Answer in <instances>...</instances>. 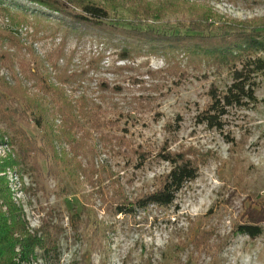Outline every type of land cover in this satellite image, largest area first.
I'll list each match as a JSON object with an SVG mask.
<instances>
[{"label": "rangeland", "instance_id": "obj_1", "mask_svg": "<svg viewBox=\"0 0 264 264\" xmlns=\"http://www.w3.org/2000/svg\"><path fill=\"white\" fill-rule=\"evenodd\" d=\"M61 1L74 9L81 0ZM92 1L108 10L110 24L127 30L182 35L189 17L203 15L214 35L264 28V0ZM164 1L170 15H142L148 5L164 13ZM2 9L0 79L41 111V127L31 116L17 121L28 153L10 141L0 119V178L30 234L48 236L52 247L47 256L36 251L33 264H264V74L255 78L256 103L228 109L221 130L210 129L197 115L210 89L230 84L226 69L82 25L30 16L12 24ZM23 69H37L44 85ZM45 85L59 95L45 93ZM58 96L79 110L72 126L58 121ZM168 154L189 159L197 177L168 207L116 214L121 201L159 185ZM242 224L259 226L261 235L238 233Z\"/></svg>", "mask_w": 264, "mask_h": 264}, {"label": "trees", "instance_id": "obj_2", "mask_svg": "<svg viewBox=\"0 0 264 264\" xmlns=\"http://www.w3.org/2000/svg\"><path fill=\"white\" fill-rule=\"evenodd\" d=\"M21 1H25L32 7L12 0H0V8H3L7 16L15 21L12 24H25L27 17L30 16L36 21L55 22L58 26L61 24L71 28L82 25L100 31L109 37L120 36L125 41L135 40L147 45L152 52L165 55L176 51L188 57L200 56L211 62L214 67L226 69L230 73V84L221 91L216 88L210 89L209 104L197 115L198 123L204 124L207 128L221 130L222 118L227 114L228 109L256 103L255 78L259 74H264V28H242L214 35L212 31L205 29L206 17L203 15V19L189 17L190 25L184 29L186 34L168 36L151 30L141 32L112 25L110 23L113 19L110 18L108 10L92 0L74 2V9H69L61 0ZM165 4L169 2L164 1V13L160 9H151L148 5L142 10V15L153 20L165 18L171 14L167 10L171 8V5L165 7ZM11 9L14 10V14L10 13ZM10 59L11 57H8L6 61ZM9 66L12 67V63ZM20 73L23 75L28 73L29 79L34 80L36 84L44 85L37 69L27 71L23 69ZM11 80L18 86L19 80L14 74ZM0 86L3 88L0 93V102L5 104L0 107V119L12 134L10 141H13L20 151L28 153L29 138L17 121L21 116H31L36 125L41 127L40 107L18 88L6 84L1 79ZM43 90L45 93L52 91L53 94L59 95L58 90L52 89L49 85H45ZM57 101L60 104L55 113L58 115L62 128H65L70 124V120L76 117L73 112L79 115V110L67 103L62 96H58ZM9 102L18 104L12 107ZM52 137L53 134H50L49 138L52 139ZM161 158L169 164L170 168L159 185L151 192L136 198L132 203L121 201L116 206V214H132L148 206L168 207L183 186L197 177V167L189 159H184L179 154L163 155ZM22 216L21 208L12 202L9 190L0 178V264H33L36 251L47 256L52 250V247H49V237L44 234L39 237L36 234H30ZM237 230L238 233L251 239L261 235V229L256 225L242 224L237 227Z\"/></svg>", "mask_w": 264, "mask_h": 264}]
</instances>
